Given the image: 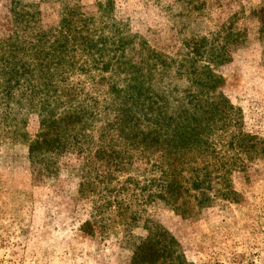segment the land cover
I'll use <instances>...</instances> for the list:
<instances>
[{
    "label": "rangeland",
    "instance_id": "374dc122",
    "mask_svg": "<svg viewBox=\"0 0 264 264\" xmlns=\"http://www.w3.org/2000/svg\"><path fill=\"white\" fill-rule=\"evenodd\" d=\"M263 9L264 0H0V264H132L154 234L179 264H264ZM230 31L245 37L215 60L218 33ZM5 66L21 71L8 100ZM207 67L223 79L214 91ZM170 131L196 136L181 146L172 200L165 147L147 143ZM41 136L69 144L36 161L29 146Z\"/></svg>",
    "mask_w": 264,
    "mask_h": 264
},
{
    "label": "trees",
    "instance_id": "16d2710c",
    "mask_svg": "<svg viewBox=\"0 0 264 264\" xmlns=\"http://www.w3.org/2000/svg\"><path fill=\"white\" fill-rule=\"evenodd\" d=\"M262 11L264 12V9ZM260 22L263 24V27H264V16L263 18H261ZM217 36L218 38H216L215 42L220 41V43L216 44V46H214L210 50L215 60L225 58L226 55L229 54V52L226 51L227 47L229 48V44L231 43L233 44V46L237 45L242 40L241 38L245 37V34L241 31H239L236 34H233L230 31L229 33L225 34L224 37L221 36V34L219 33ZM223 41H225L224 44H223ZM8 69L9 68L5 66L4 69H2V74H1V78L4 81L3 93H4L5 100H8L10 98L11 88H13L14 83H15V77H18L21 73L20 70L15 71V70H8ZM207 69L209 70L208 67ZM31 73H32L31 71L24 69L21 75H23L24 77H28L30 76ZM221 82L223 83V79L219 78L218 76L213 74L211 70H209V75L207 76V90L214 91L217 88V86L221 84ZM30 87H34V85H32L31 82H29V88ZM220 105L222 104H219V107L217 105L218 110H217L216 116H218V119L222 121V111H221L222 108L220 107ZM227 107H229V109L232 110L230 111V114H229V116L231 117L233 115L234 109L229 104ZM170 119L174 121V119L172 118ZM170 119L168 118V120L165 121V123L169 126L173 125ZM67 120L68 122H71L69 119ZM211 135H214V134L210 133V131L207 130V158L210 156L213 159H216L218 155L219 146L209 142ZM148 137L150 141L147 143L149 145H155V143H157V144H163V146L165 147L163 151L162 159L163 161H165L164 163L166 164L168 169H171V170L173 169L172 171H167V176H170L172 178L171 179L169 178V182L167 184L168 186H167V190L165 194L168 195V199L172 200L173 197L178 195L180 191L179 189L180 186L178 184L179 180H177V178L175 177V172H174L175 171L174 168H176L175 162L179 161L180 158L186 157V154H183L181 156V146L185 147L188 145H193L195 143L194 139H196V136L195 134L191 135L188 132H182L180 134H175V133L173 134V132L171 133L170 131L168 134H162V135L158 133H151V134H148ZM198 143L201 144L203 143V141L199 139ZM237 143H239L238 148L242 149V151L245 152L242 147L247 146L246 139L243 138L237 141ZM68 144H69L68 140L60 136H55L53 138H46L44 136H41V138H39L38 140L30 144L29 152H30V155L33 158H35V160L37 161L38 159H44L50 155L51 156L59 155L61 152H63V150H65V147H67ZM223 147H225V145H223L222 148ZM252 147H255V145ZM252 147H248V148L251 149ZM199 150H200V153L198 152V149H195V151L197 152V156L203 157L205 154V151H202L201 149ZM107 151L104 149L101 152L104 153L105 155ZM225 159L227 158H224L223 160ZM209 166L210 164L207 163V170H209ZM209 177H210V173L207 171V185L209 183L208 181ZM201 180H203V178ZM196 182L199 185H201L199 176H197ZM230 193L234 194L235 192L231 190ZM166 244L168 243L164 239L161 240L156 234H154L153 236H150L146 240L141 241V243L137 246L134 252L132 264H158L160 263L161 260L162 261L169 260L170 264H174V263L179 264L178 257L176 258L175 256L176 252L173 251L172 246H168V245L165 246Z\"/></svg>",
    "mask_w": 264,
    "mask_h": 264
}]
</instances>
